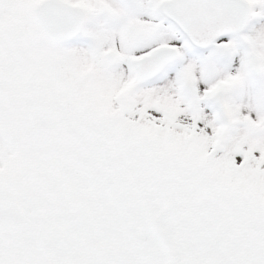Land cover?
I'll return each instance as SVG.
<instances>
[{
	"label": "snow or ice",
	"instance_id": "1",
	"mask_svg": "<svg viewBox=\"0 0 264 264\" xmlns=\"http://www.w3.org/2000/svg\"><path fill=\"white\" fill-rule=\"evenodd\" d=\"M0 264H264V0H0Z\"/></svg>",
	"mask_w": 264,
	"mask_h": 264
}]
</instances>
